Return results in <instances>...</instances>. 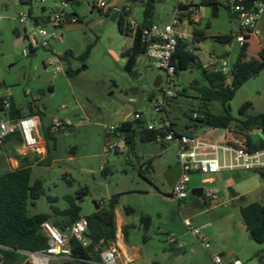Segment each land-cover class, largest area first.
Masks as SVG:
<instances>
[{"label":"rangeland","instance_id":"rangeland-1","mask_svg":"<svg viewBox=\"0 0 264 264\" xmlns=\"http://www.w3.org/2000/svg\"><path fill=\"white\" fill-rule=\"evenodd\" d=\"M200 1L162 0L157 19L160 24H169L180 4L190 6L179 13L188 42L195 48L197 42L189 34L195 29L204 31L208 35L200 42L199 50L206 57L214 51L220 57L232 43L222 44L213 36L229 34L236 24L228 9L231 0H217V13L212 6L200 5ZM195 5L204 7L194 14L201 21L189 23V8ZM130 6L120 8L141 23L143 3L136 0ZM61 11L76 16L77 22L48 27L45 17L54 19ZM28 12L49 35L63 34V39H50L48 47L39 46L31 52L25 27L18 21L20 13ZM15 28L17 34L13 32ZM258 28L264 37V28ZM130 42V34L121 33L111 15H104L85 0L69 3L67 7L58 0H0V97H10V102L22 111L32 106L41 112L42 133L51 153L50 162L33 168L31 180L43 182V193L34 206H29V214H48L54 224L64 217L54 214L53 208L64 211L78 206L81 217H87L96 211V203L108 209L110 199L115 197L117 240L109 248L117 246V264H213L211 256L218 253L243 264H261L264 241L255 240L241 214L244 206L264 203V178L260 173L225 172L208 183L206 180L212 175L194 170L188 197L178 201L171 197V189L163 178L169 167L180 163L176 142L143 141L139 136L132 141L121 131L108 136L109 128L119 126L127 104L132 105L133 112L143 114V130L147 124H158L162 117L154 113L152 100L160 97L154 81L158 75L164 77L165 72L156 69L154 61L144 54L133 71L127 72L124 52ZM88 47L90 52L83 60L81 57ZM67 51L71 58L60 63L59 74L52 68L45 72L47 60L61 59ZM220 60L230 66L235 62L227 56ZM202 64L203 60L202 63L197 60L174 75L178 95L167 111L172 121L188 122L190 116L199 112L203 103L201 89L208 86ZM136 89V95H132L131 91ZM246 103L251 105L241 111ZM208 107L215 114L223 113L217 101L208 102ZM229 111L234 119L231 126L264 114V70L235 92ZM129 120L130 117L126 118ZM58 121L66 122L68 131L48 134V127ZM211 132L207 137L201 130L197 134L218 139L217 134L223 133L222 130ZM113 137L116 142L122 140L125 147L117 153H106ZM251 137L263 140L264 134L254 130ZM1 156L4 152L0 148ZM4 172L0 170V174ZM196 188H203L204 194L212 191L218 199L206 203L204 195H192ZM126 208L134 212L127 214ZM143 218H149L148 226ZM186 219L207 238L209 249L185 226Z\"/></svg>","mask_w":264,"mask_h":264},{"label":"built area","instance_id":"built-area-1","mask_svg":"<svg viewBox=\"0 0 264 264\" xmlns=\"http://www.w3.org/2000/svg\"><path fill=\"white\" fill-rule=\"evenodd\" d=\"M33 1V0H32ZM63 7H67L69 2L67 0H58ZM88 5L94 9L99 10L104 15L116 14L118 18H124L126 27L131 35H135L140 24L129 16L121 8L112 5L111 0H85ZM229 11L236 15L239 19L240 25L237 33L234 35V40L243 46L251 37L260 35L258 22L264 13L263 0H231L228 3ZM180 11H177L169 24L153 23L149 27L142 29L141 39L145 46V55L150 61H154L156 69L163 70L165 76L162 78L160 87V97L153 98L154 113L162 114L158 124H147L148 131L157 132L156 142L171 143L176 142L178 148L179 165L181 166V176L179 180L170 188V195L172 198L182 201L188 197L189 182L191 174L194 170L202 173L215 175L218 173L231 172H260L264 171V148L251 150L248 145V137L258 130L264 134L262 129H247L236 124L229 126L222 130L226 135L225 141L217 139L203 138L197 135L195 128L189 127V133L178 132L171 119L167 116L168 108L171 103L177 98L178 92L174 83V75L176 74V67L173 64V55L177 50L179 40H187L188 35L182 27L184 22L180 18ZM18 21L25 27L27 33L26 38L30 42L32 49H37L39 46L46 48L49 46V40H61L62 35L57 33L49 35L45 28L36 22L33 14L20 13ZM63 22L76 23L77 17L66 14L64 11L56 13L55 18H49L46 22L50 28H58ZM62 60L59 57L53 60H47L44 63L45 72L52 68L54 73L59 74L62 70L60 63ZM232 67L227 61L220 60L216 72L223 73L227 76L224 84L231 86ZM10 97L4 100L5 110L10 108ZM130 122L144 121V116L139 112H131L128 116ZM127 117V118H128ZM203 114L194 113L192 119L203 118ZM190 122L192 120H189ZM192 123V122H191ZM194 123V122H193ZM40 128L39 119L36 116H26L17 120H10L6 117L0 119V141L18 133L22 145L34 150L39 146L38 132ZM49 132L65 133L68 130L66 122L58 121L49 126ZM118 127H111L108 129V136L111 137L117 133ZM264 140V139H263ZM125 143L122 140L116 142V138L110 139L106 148L107 152H114L123 149ZM212 183L210 179L206 180ZM206 203L213 202L216 196L212 191H207L204 194ZM185 226L198 238L201 244L206 249L210 248L206 237L200 234V231L192 227L189 219L184 221ZM88 220L86 217H80L73 224L61 229L54 226L50 222L41 224V230L48 238V247L41 251L25 252L26 258L24 264H50L55 260L71 259L72 250L70 248L71 239L75 238L82 243L84 247L89 245V240L86 237L88 231ZM213 264H243L236 259H225L220 253L212 254ZM118 250L116 248H109L101 254L100 264H117Z\"/></svg>","mask_w":264,"mask_h":264},{"label":"trees","instance_id":"trees-1","mask_svg":"<svg viewBox=\"0 0 264 264\" xmlns=\"http://www.w3.org/2000/svg\"><path fill=\"white\" fill-rule=\"evenodd\" d=\"M67 1L73 3L77 0ZM130 1L134 2L136 0ZM140 1L143 3V21L134 35L132 46L124 52V56L127 57L125 70L129 73L135 68L138 58L145 54V46L141 39L142 29L153 24L152 20L155 15L156 6L162 0ZM200 5L217 8L218 2L217 0H201ZM188 7L190 6L180 4L179 11H184ZM117 24L121 33L130 34L124 18H118ZM13 32L15 34L18 33L16 28ZM206 37L204 31L198 29L193 31V40L195 42H201ZM214 38L222 44H229L233 40V35H221ZM189 45H192V43H189L188 40L178 41L177 50L173 55V64L176 67V72L188 69L191 64L198 60L197 56L190 51ZM30 50L33 52L35 49L30 47ZM89 52L90 47H88L81 58L85 60ZM70 58L71 53L67 51L61 57V60L66 62ZM263 70L264 49L259 53V58H253L247 54L246 44L243 45L236 62L232 66L231 86L224 84L227 78L226 75L204 68V77L208 82V86L201 89L203 103L198 112L199 114H203L204 117L193 120L192 116H190L189 120H192V123L188 120L187 126L208 128L210 130L227 129L234 122V119L230 115L229 103L233 100L235 92ZM67 73L70 74V69L67 70ZM4 100L5 97H0V113H7L8 118L12 120L19 119V106L14 102H10V108L5 110ZM212 101H217L222 105V114H215L209 109L208 102ZM250 105L251 103H246L241 111H244ZM142 124V121H124L119 123L118 130L125 132L129 140H132L135 136H139L143 141H156L157 132L148 131L147 129L143 130V128L141 130L137 129V125L142 126ZM239 125L251 130L262 129L264 131V114L251 117L239 123ZM48 134L51 133L49 132ZM8 138H15L18 142L22 143L18 133L5 139ZM5 139L1 140L0 143ZM248 145L251 150L263 149L264 140L254 142L252 138L248 137ZM48 162L49 160L39 165ZM32 171L31 167H20L0 175V264L22 263L26 258L25 252L41 251L48 247V238L42 232L41 224L48 222L51 216L48 214H29V206H34L43 193V182L39 179L32 182ZM258 173L264 178V171ZM116 204L117 199L115 197L110 199L108 209L96 203V211L86 217L89 224L86 234L89 245L84 247L77 239H71V259L63 260L61 264H90V261H101L100 255L103 249L109 248L117 240V226L114 212ZM53 210L54 214L64 217L62 221L53 224L61 229L73 224L81 217L78 206H71L64 211H58L55 208ZM133 212L132 208H126L127 214ZM241 214L255 240L262 243L264 241V203L255 202L244 206L241 208ZM143 221L148 226L149 218H143ZM126 229L127 227L124 228L125 237H127ZM260 263L264 264V260Z\"/></svg>","mask_w":264,"mask_h":264},{"label":"crops","instance_id":"crops-1","mask_svg":"<svg viewBox=\"0 0 264 264\" xmlns=\"http://www.w3.org/2000/svg\"><path fill=\"white\" fill-rule=\"evenodd\" d=\"M111 3H112L113 6L119 7V8L120 7L125 8V7L131 5L130 0H111ZM202 8H204V7L201 6L199 8L197 5H195L194 7L189 8V23H200L201 19L198 16H194V14L197 13L198 11H200V9H202ZM160 9L161 8L157 5L156 6V10H155V15H154V18L152 20V23L160 24V21H158V19H157V12ZM216 13H217V9H216ZM230 16H231V18L233 20L236 21V24L234 25V27L231 28V31H230L229 34H224V35H233V40L231 42L232 43L231 47H229V49L224 51V55L219 57V56L216 55V52L214 51L213 54H211L208 57H206V55H203L204 53L201 50H199V47H200V45L202 43H200V42L195 43V45H196L195 48H192V46L189 45L190 46L189 47L190 51H192V53H194L197 56L198 60L201 63H202V60H203L202 66L204 68L211 69V70L215 71L216 68L219 66L218 63L220 62V59L223 58L224 56H227L228 58L235 59L234 61L236 62V60H237V58L239 56V53H240V51H241V49L243 47V46H241L240 44H238L237 42L234 41V35L237 33V31L239 29L240 22H239L238 17L236 15L232 14L231 12H230ZM262 19H263V17L259 20L258 27L262 26L264 28V26L262 24ZM205 35L207 36L208 34H206V32H205ZM221 35L222 34H220L218 36H221ZM260 35H261V30H260ZM260 35L256 36V37L249 38L247 40V42L245 43L246 46H247V54L250 57L259 58V53L264 49V37H262ZM63 36L64 35L62 34V39H63ZM130 36H131V42H130L131 44L126 47V50H128L133 44L134 36L131 35V34H130ZM189 37H193V34H189ZM213 37H217V36H213ZM140 59H141V56L138 58L137 63L140 61ZM233 64H232V66H233ZM127 105H130V104H127ZM127 105H126V107H127ZM19 109H20V118L26 117V116H36V117H38L39 123H40V128H39V132H38L39 146H38V148H36L34 150H29V149L25 148L22 145V143L18 142L15 138L5 139L4 141H2L0 143V148L4 152V156L0 157V170L1 171L9 172V171L18 169L20 167H31L32 170H33L34 167L40 166L39 165L40 163L46 162L48 160H49V162L51 161V153H50V149H49V146H48V143H47V140H46V136H45L44 133H42V125L43 124H42V119H41V115H40L41 112L36 107H32V106L28 107V109L25 110V111H22V109L20 107H19ZM167 116H168V112H167ZM3 117H6L7 119H10V118H8L7 113H0V119L3 118ZM10 120H12V119H10ZM125 121H126V119H125ZM172 122L174 124L175 129L178 132H180V133H189V127L187 126L188 122H182V123H180V122L177 123L175 121H172ZM179 127L182 130H180ZM200 130H201V132H203V135H205L206 137H207V135H210L212 133L211 132L212 130H210L208 128H202V127L195 128L194 132L197 134V132L200 131ZM216 131H218V130H216ZM215 135H216V133H215ZM217 135H218L217 136L218 139L216 138L217 140H219V141H225L226 140V135H224L223 133L217 134ZM250 138H252L251 135H250ZM252 140H253V138H252ZM259 140H261V139H257V140L254 139L253 141L254 142H258ZM6 172H4V173H6ZM224 173H218V174L212 175V178H209V179L213 183L215 181L216 175L224 174ZM0 175H2V174H0ZM203 193H204V191H203ZM236 198H238L240 200L242 199V197L240 195H236ZM217 199L218 198L216 197V199H214L213 202H216ZM48 222H50V220ZM116 226L118 228L117 223H116ZM116 236H117V234H116ZM175 241H176L175 239H172V242H175ZM115 245H116V243H115ZM115 248L117 249V246ZM102 253H103V251H102ZM118 253H119V250H118ZM220 254L223 255L222 253H220ZM223 257L225 259H233V258L224 256V255H223ZM62 261L63 260H55V261H53V263L54 262H59L58 264H61ZM15 264H24V261L22 263H15ZM90 264H100V262L90 261Z\"/></svg>","mask_w":264,"mask_h":264},{"label":"water","instance_id":"water-1","mask_svg":"<svg viewBox=\"0 0 264 264\" xmlns=\"http://www.w3.org/2000/svg\"><path fill=\"white\" fill-rule=\"evenodd\" d=\"M117 19H118V16L116 14H113L111 16V20L112 21L117 22ZM48 20H49V17H46L45 18V22H48ZM162 78H163L162 75H158L157 78L155 79L154 87L156 89H158L160 87L161 82H162ZM195 85H197V83H195ZM137 91H138V89H136V91L132 90L131 94L132 95H136ZM132 110H133L132 105H127V107L125 108L124 113H123V115H122V117L120 119V122H124L125 119L131 114ZM141 128H142L141 125H137V129L138 130H141ZM137 165L138 166L141 165L140 159H137ZM180 176H181V166L179 164H176L174 166L169 167L165 171V173L163 175V178H164V181H165L166 185L169 188H171L179 180ZM203 191H204L203 188L193 189L192 190V195L197 196V197H202Z\"/></svg>","mask_w":264,"mask_h":264}]
</instances>
